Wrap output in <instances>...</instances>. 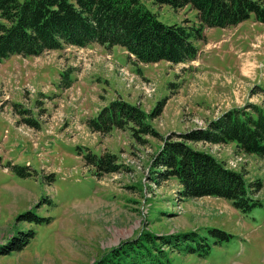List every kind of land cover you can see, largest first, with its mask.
<instances>
[{
  "label": "rangeland",
  "instance_id": "obj_1",
  "mask_svg": "<svg viewBox=\"0 0 264 264\" xmlns=\"http://www.w3.org/2000/svg\"><path fill=\"white\" fill-rule=\"evenodd\" d=\"M145 3L164 24L196 23L188 6ZM203 31L192 62L140 64V73L117 45L1 60L0 264H264V158L232 144H191L246 183L261 181L250 192L259 204L245 211L222 198L180 199L173 177L147 178L168 135L231 107L264 108V23L250 15ZM112 99L136 105L144 116L133 129L154 134L91 129L88 119ZM107 152L116 171L85 161ZM141 230L152 238L137 240Z\"/></svg>",
  "mask_w": 264,
  "mask_h": 264
},
{
  "label": "trees",
  "instance_id": "obj_2",
  "mask_svg": "<svg viewBox=\"0 0 264 264\" xmlns=\"http://www.w3.org/2000/svg\"><path fill=\"white\" fill-rule=\"evenodd\" d=\"M146 1L173 10L188 6L195 12L196 23L164 24L149 11ZM250 15L264 23V0H0V61L11 55L37 56L67 45L85 47L95 43L105 49L120 46L129 58L133 56L131 65L140 73L139 63L163 60L176 64L195 59V41L203 39L204 27L233 26ZM67 73H61L66 79L64 85L70 81ZM157 110L158 106L153 113ZM142 116L136 105L112 99L87 123L98 131L128 126L132 132L154 134L147 125L133 129L142 125ZM192 142L234 143L243 153L264 157V108L252 105V112H248L232 107L209 119L203 129L168 135L154 151L147 171L153 183L173 177L180 199L222 198L238 211L259 204L250 192L261 188L260 180L246 183L241 172L192 146ZM114 158L108 152L89 153L85 161L100 171L112 172L118 167ZM142 237L152 238L144 230L137 234V240ZM123 243L128 241H119L118 245Z\"/></svg>",
  "mask_w": 264,
  "mask_h": 264
},
{
  "label": "crops",
  "instance_id": "obj_3",
  "mask_svg": "<svg viewBox=\"0 0 264 264\" xmlns=\"http://www.w3.org/2000/svg\"><path fill=\"white\" fill-rule=\"evenodd\" d=\"M114 48V46L112 47V49ZM203 198H206V197H203ZM210 198V197H209ZM216 198H214V200H215Z\"/></svg>",
  "mask_w": 264,
  "mask_h": 264
}]
</instances>
